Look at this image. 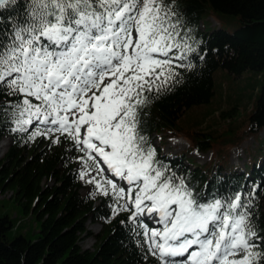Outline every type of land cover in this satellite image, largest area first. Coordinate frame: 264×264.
<instances>
[{"label":"snow or ice","instance_id":"6c2138e0","mask_svg":"<svg viewBox=\"0 0 264 264\" xmlns=\"http://www.w3.org/2000/svg\"><path fill=\"white\" fill-rule=\"evenodd\" d=\"M16 3L0 0V9ZM172 4L28 0L10 32L0 27V92L19 97L10 102L13 131H27L34 121L47 125L32 138L59 133L84 153L86 168L102 176V163L125 181L127 190L106 177L88 182L105 195L110 185L117 203L125 199L114 213L131 205L134 222L145 212L158 214L162 230L139 227L160 264H264L251 203H242L240 194L198 203L182 178L166 174L140 133L145 93L167 88L179 76L177 67H191L174 63L195 49L181 36Z\"/></svg>","mask_w":264,"mask_h":264},{"label":"trees","instance_id":"16d2710c","mask_svg":"<svg viewBox=\"0 0 264 264\" xmlns=\"http://www.w3.org/2000/svg\"><path fill=\"white\" fill-rule=\"evenodd\" d=\"M27 3L17 0L16 5L0 9V27L10 32L23 18ZM172 7L181 36L186 33L195 49L174 63L191 67H177L179 76L167 88L145 93L147 102L138 112L140 133L147 146L155 149L166 174L182 178L198 203L228 200L237 194L242 203L250 202L251 223L258 236L264 237V85L243 132L236 126L225 133L210 127L191 129L187 132L191 147L176 154H164L153 141V135H160L164 146V134H180L185 129L180 119L189 109L212 101L218 70L234 77L246 71L264 73V0H173ZM212 15L220 21L219 28H211L207 18ZM18 99L0 92V140L12 136L11 146L0 159V193H8L22 215L39 227L30 236L12 235L13 220L0 216V264H160L148 251L142 228L130 219V211L114 213L124 200L117 203L109 185H104L105 195L88 182L89 171H96L85 167L84 153L71 140L59 134V142L54 143L53 137L32 138L36 131H12L10 102ZM235 110L221 111L220 118L234 119ZM249 137L257 145L245 167L237 170L230 166L229 150L224 147ZM192 150L213 151L214 157L200 165L191 159ZM82 172L86 173L83 178ZM89 222L102 226L94 250L81 246L84 235L93 236ZM255 242L264 252V240Z\"/></svg>","mask_w":264,"mask_h":264},{"label":"rangeland","instance_id":"374dc122","mask_svg":"<svg viewBox=\"0 0 264 264\" xmlns=\"http://www.w3.org/2000/svg\"><path fill=\"white\" fill-rule=\"evenodd\" d=\"M211 24L212 29L220 27V21L216 19L213 15L207 18ZM215 81V95L209 104L202 106H195L189 109L180 119V126L185 129L181 131L180 134L166 133L165 145L163 147V152L168 153H181L186 151L189 146H191V141L187 138V132L191 129L203 130L205 131L210 127V129H217V133H225L228 128L236 126L240 127L239 132H243L246 125V119L253 109L254 103L259 96L261 88L264 85V73L263 72H253L246 71L240 77H234L229 73L218 70L214 74ZM236 108L234 113V119L223 120L220 118L221 111H228ZM236 128V129H237ZM160 136V135H158ZM158 136L153 137L154 143L157 147L160 146L161 140ZM264 136V130L261 133ZM4 142V141H3ZM7 146L0 150V159H2L10 145V140L6 139ZM257 142L253 137L245 139L242 143L232 146L226 145L224 147L225 151L230 154V166H238L237 170H240L246 165V162L251 159L249 153L254 151ZM213 152V151H212ZM211 151L207 153H202L197 150H192L189 152L191 159L200 165L209 163L214 157ZM101 167L105 168L101 163ZM96 176L90 173L89 178L92 179ZM113 179L109 175L105 168L103 175H99L100 178ZM114 180V179H113ZM118 187H127L124 183H120L114 180ZM11 196L7 194L0 193V216L8 215L14 222V232H20L27 236L33 235L38 230V224L22 215L21 210L10 198ZM135 211L134 208H132ZM139 217H142L139 216ZM88 230L92 232L93 236L84 235L81 240V246L83 249L94 250L98 246V235L102 226L99 223H88Z\"/></svg>","mask_w":264,"mask_h":264},{"label":"bare ground","instance_id":"6f19581e","mask_svg":"<svg viewBox=\"0 0 264 264\" xmlns=\"http://www.w3.org/2000/svg\"><path fill=\"white\" fill-rule=\"evenodd\" d=\"M3 141L0 142V150L4 149L7 146V142H5V140Z\"/></svg>","mask_w":264,"mask_h":264}]
</instances>
